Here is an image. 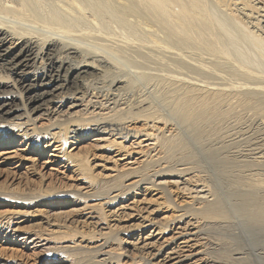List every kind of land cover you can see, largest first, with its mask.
Wrapping results in <instances>:
<instances>
[{
    "label": "bare ground",
    "instance_id": "obj_1",
    "mask_svg": "<svg viewBox=\"0 0 264 264\" xmlns=\"http://www.w3.org/2000/svg\"><path fill=\"white\" fill-rule=\"evenodd\" d=\"M167 1L0 0V175L4 172L0 205L16 207L10 215L1 212L0 234L50 254L62 252L70 264H215L207 254L201 228H216L218 218L229 216L225 200L213 192V196L203 195L204 189H198L202 195L197 194L189 187L190 176L181 188L182 179L171 176L177 171L187 176L190 168L186 166L177 171L161 168L155 180L146 179L148 174L141 169L150 163L158 165L165 157L161 152L154 157L148 154L156 142L168 150L177 148L181 154L191 146L178 130L167 132L159 127L160 121L167 123L169 117L193 126L206 123V129L201 124V131L208 137H221L225 116L236 106L264 103V76L244 70L228 54L220 60L222 51L229 49H222L225 45H220L222 55L216 57L223 34L219 24L215 26L216 40L213 31L218 19L205 0H172L196 9L201 16L175 10ZM216 1L222 5L226 0ZM225 3L231 22L237 24L240 16L233 7L236 10L241 4L229 8ZM159 27L163 37L154 32ZM245 32L264 52V37ZM203 34L210 36V44ZM195 43L205 46L212 58L187 54L183 48ZM233 77L240 81H232ZM73 82L76 87L68 91ZM80 85L87 91L79 94ZM222 103L226 108L214 115ZM95 135L97 139L87 141ZM90 142L92 148L101 149L102 163H96L99 160L92 158L88 147L80 148L81 143ZM21 144L26 145L18 150L16 145ZM45 149L51 152L41 158ZM54 162L61 163L55 172L48 167ZM45 168L58 180L45 181ZM23 173L32 186H40L28 197H23L20 187ZM164 173L172 174L171 180ZM15 175L18 180L10 179ZM247 186L264 190V178H255ZM147 190L148 194L156 192L147 197ZM167 191L170 194L159 201ZM156 193L159 197L153 198ZM248 196H244L246 201L253 195ZM77 200L75 206H82L64 210ZM45 205L53 216H43ZM21 207L29 208L30 214H42L38 222L27 228L13 218ZM263 207L252 210L254 219L264 221ZM0 264L17 263L0 260Z\"/></svg>",
    "mask_w": 264,
    "mask_h": 264
},
{
    "label": "rangeland",
    "instance_id": "obj_2",
    "mask_svg": "<svg viewBox=\"0 0 264 264\" xmlns=\"http://www.w3.org/2000/svg\"><path fill=\"white\" fill-rule=\"evenodd\" d=\"M205 1L207 3V7H208L209 12L213 16H215V18L218 19V20L216 19L217 22H215L214 21L215 18L213 17V21L215 23L214 27L218 26V24H219V28L221 27V30L220 29L219 30L221 32L220 31H218V32H220L223 35H220V33H218V34L221 37L224 36L221 38L217 35L219 37L218 43L221 40H222V42H220V44L217 43V45H216V47L218 49V50H216V53H217L216 57H217V55L220 56L219 54H221L219 51V48L221 46L225 45L222 47V49L224 47L229 48V49L225 53H224L225 50L222 51L223 59L220 56V60L224 61L225 60L224 56L226 57V55L228 54V57L230 56L229 60H232L234 63L239 64L244 70L252 71L253 73H257V74L264 76V52H263V50L260 52V50H261L260 45L257 46L258 49L260 48V50L257 49L256 43L251 38H249L248 35L246 36V32H245V31H248V32L252 31L255 34L260 35L261 37H264V9H263L264 8V5H263L264 0H245V2H244V0H230V1L226 0L225 2H228L227 5L229 4L228 7L229 6L233 7V6H236L237 4H238L237 6H240V4H241V6L238 7V9H236V10H235L236 7H233V10L237 14H239V16H240V19H237L239 21V22L237 21V24L234 22H231L232 19H230L231 17L229 16L230 15L229 9L224 8L226 6L223 7L225 2L222 3V5H220L216 0H205ZM167 3H170L172 5L173 9L184 11V12L189 13L191 15H192V13H194L193 15H197L199 13L196 9H192L191 7L188 8L186 6H181L172 0H168ZM253 3L255 4V6ZM244 5H246V7ZM261 5H263V7ZM250 6H252V8H250ZM258 6H260L261 8ZM226 9H227V11H226ZM251 9H252V12H251ZM257 9H258V11H257ZM241 11H243V12H241ZM261 11L263 14L261 13ZM247 14H252V15L248 16ZM199 15L201 16V12L199 13ZM257 16H259V17H257ZM247 18H248V20H247ZM256 18H258V19H256ZM216 23H217V25H216ZM152 24L153 23H151V25ZM238 24H240L239 28H238ZM256 25H258V26H256ZM242 26H243L244 30L242 29ZM154 27H156V26L154 25L152 28L155 29ZM214 29H215V31H213V32H214V35H215L216 40H217V36H216L217 31L216 30H218V28L215 27ZM245 29H247V30H245ZM158 30H154V32H156L157 34H159L163 37L164 33L162 34L163 31L161 30L160 27ZM203 35H205L204 41L207 40V38L210 39V40H207V42H206L208 44V42L211 41V38H209L210 36L208 34L207 35L209 37L208 36L206 37V34H203ZM226 38H228V39H226ZM225 40H226V42L228 41L227 44H226V42L224 43ZM247 42H249V43H247ZM252 43L255 45V47L253 46ZM209 44H210V42H209ZM190 46L191 47H189L187 45L183 49L186 50L187 54H190L192 56L202 55V56L210 58L213 55L212 53L210 54V51H208V49L203 45L202 46L205 48H203L200 44L196 45V43H195V45L191 44ZM222 49H220V50H222ZM187 50H189V51H187ZM256 50H258V51H256ZM207 52H209V53H207ZM228 57H226V58H228ZM154 60L155 59H152V61H150L151 63H153V65L155 64ZM147 62H149V60ZM149 63H148V65H149ZM150 65L152 66V64H150ZM125 68L127 69L126 65H125V67L123 66V69H125ZM126 69H125V71H126ZM122 78L123 77H119L118 80H121ZM235 80L240 81L239 77L237 79H236V77H233L232 81H235ZM118 82H120V81H118ZM76 85H77L76 82L71 83L69 85L68 91H72L76 87ZM119 85H120V83L117 84V86H119ZM121 87H123V86L121 85ZM85 89H86L85 86L80 85L78 87L77 91L79 94L80 93L82 94L85 91H87ZM121 90L122 89H120V92L124 91L123 93L128 91L127 89L123 90V91H121ZM68 91H67V93H68ZM258 104H260V105H258ZM224 105H225V103H222L219 106H217L218 109L216 108L214 115H216L218 113V111L224 110L226 108ZM262 105H264V103H262V104L257 103L256 105H253L252 107L248 106L249 108L246 105L236 106L235 109L232 111V113L230 112L229 114H226V116H225V119H224L225 121L223 123L224 127L222 129V130H225V132H223L221 134V137H219L220 135H218V137L217 136L216 137H214V136L208 137L204 131H201L203 128H205L207 126L206 123H204L205 125H203L201 123L202 124V129H201L200 123L197 124V122H194V126H193V124H191L193 122H190L191 125H188V123H185L186 120H184L185 121L184 122L183 120L180 121V119L174 120V118L169 119V117H168L166 119L168 124L166 122L162 123L160 121L158 126L159 127L162 126V128H164V130L167 132H168V129H169V132H171L172 129H173V131L178 130L177 132H179V133H181V135H183V139L186 138L185 142L187 141V145L189 144V146L190 145L191 146L190 147L188 146L189 148H187L185 151H183L184 154L183 153L181 154L177 148H175V149L172 148L173 150L172 149L168 150L165 147L162 148V146L158 145L156 141H155L156 143L154 142L155 146L152 147V149L150 148L151 151H149V153L147 152V148L144 147L145 151L153 157L157 156V155L159 156L160 152H161L162 156H165L162 158V160L160 162H158L159 166L157 165V163L156 164L150 163L149 165H146L143 169H141L142 174H143V172L145 173V175L148 174V177H146V179L155 180L156 177L159 176V174H162V171H160L161 168L164 169L166 167L165 170H163V171H167V170L177 171L176 170L177 168H180L182 166H186L187 168H190V173H188L187 176L186 175L184 176L181 173V171L173 172V176H171L172 174H166V173H164V174H166V177L169 176V177H167L168 180H171V179H169L170 176L171 177H180L183 181V183L180 185L181 188H183L184 184H185L184 178H189L188 176L193 177L192 178L193 182L190 183L189 187L194 189L197 192V194H201V193H199L198 189L199 190L204 189L205 192L202 193L203 195L211 194L210 196H213L212 195V192H213L216 195L220 194L219 195L220 199L225 200V201H222V203H223L225 209L226 210L228 209L227 211L229 213V216H228L229 218L228 217L227 218L226 217L218 218V221H219V222H217L218 224L215 223L216 228H214L212 225H211V227H210V225H208L207 228H201L202 234L200 236H203L202 237L203 241L206 238L205 241L207 242V245L209 248L208 249L209 253H207V254H209V255L211 254L210 256H211L212 260H213V258H214V260H216L215 264H217V263L218 264H222V263L223 264H264V221L259 220V219L257 220V219L253 218V213H254L253 211L254 210H260V208L264 206V201H262V200H264V198L261 199L262 193H263L262 191H264V190L258 189V188H257L258 190H256V188L253 186H247L251 182V180H254L255 178H262V179L264 178V162L263 161L261 163L258 162V160H264L263 159L264 158V113H263L264 106H262ZM259 107L261 108V110ZM239 108H241V109H239ZM256 108H259V109H256ZM231 114H233V115H231ZM228 115L231 118V120H230V118H227ZM240 115H241V117L239 118ZM233 118L235 119V121H233L234 120ZM234 122H235V124H234ZM226 123H227V127H226ZM236 123H237V125H236ZM181 124L183 125V127ZM229 124H231V125H229ZM196 125L199 126V130H196V129H198V127ZM233 125H234V127H233ZM185 126H187V127H185ZM203 126H205V127H203ZM200 132H202V133L204 132V133L201 134ZM184 134L186 137L184 136ZM223 134H225L224 137H223ZM201 136H203V137H201ZM204 136H206L208 139L205 138ZM140 138L146 139V138H144V136H141ZM199 138L200 139L203 138V139L200 140ZM86 139H87V141H89V140L93 141V139H97V136L95 135V136H92L91 139L90 138H86ZM197 140L198 141L200 140V141L197 142ZM148 142L149 141H144L145 144ZM25 145L26 144H21V146L16 145V147L18 148V150H21L25 147ZM91 146H93V145H91V142L89 145H84L83 143L80 144V148L88 147V149H90V152L92 153L91 155H92L93 159L99 160L101 158V152H102L101 149L96 148V147L92 148ZM50 149H48V150L45 149V153L42 155L41 158H46L47 153L51 152ZM165 150H168V151H165ZM155 151H156V153H155ZM164 151H165V153H164ZM18 152L21 154H24L22 151H18ZM146 152L142 151V153L147 155ZM169 152H171V154H169ZM188 154H190V155H188ZM191 155H192V157L193 156L194 157L192 158ZM30 156H31V153H30ZM53 158L54 157L50 156L51 160ZM96 163H102V161L99 160ZM177 164H179V165H177ZM59 165H61V163L54 162V164H50V165H48V167L50 169H52L51 171L55 172V168H57ZM154 168H156V169H154ZM146 170H148V171H146ZM42 172H45V174H46V176L44 178L45 181H48L51 179L52 180L51 183H54V181L58 180V179H55V176L57 177V175H55L54 173L49 174V171L47 168L43 169ZM3 173L4 172H2V176L0 175L1 177H3ZM31 174H32V172L28 173V175H31ZM154 174H156L157 176ZM199 174H200V176H199ZM18 176L19 175L11 176L10 179H13L16 181V180H18ZM131 176H133V175H131ZM131 176H129V177H131ZM166 177H165V179H166ZM20 178H21L20 180H22L20 187L24 188L23 190H21L23 192V197H28V194L31 190H33L36 187H40V186H32V184H30L29 180L26 179V173H23V176ZM75 179H77V178H72L73 181H75ZM190 181H191V179H190ZM24 184H26L28 188L25 189ZM191 185H197V186H195L196 188H193ZM208 188L210 190L208 192H206L207 191L206 189H208ZM232 188H234V190ZM235 189H237V190H235ZM173 190L176 191L175 188ZM247 191H248V193H246ZM137 192L139 194L141 191L137 190ZM148 192H149V190H147L146 196L150 197L156 191H154V192L152 191L149 194H148ZM192 192H194V191L192 190ZM196 192H194L193 195H195ZM168 193H169V191L165 192V194L163 193V196H161V194H160L161 199H159V201L165 200L166 199L165 197H167L166 195ZM241 193H244V194L246 193L245 195H247V196L249 194L251 195V193H252V195H253L251 197L252 199L250 198V195H249L248 197L250 199L249 200L247 199V201H246L244 198L245 195L242 196ZM158 194L159 193H156L152 197L153 198L154 197L156 198L157 196L159 197ZM173 197L174 196L170 195L171 200H174ZM54 201H56V200H54ZM58 201H60V200H58ZM255 201H256V204L258 205V207L254 204ZM91 202H92V200H89V203H91ZM194 202H195V200H194ZM23 203H26V202H23ZM77 203H79L78 200H77V202L75 201V202H71V203L67 204V205H69V207H67L64 210L66 211L68 209H75V208H79L80 206H82L81 204H78L77 206H75ZM23 206H25V205H23ZM12 208L13 207L11 205H8V204L7 205H0V214L3 211L4 213L2 212V214H4V215L9 214L10 215L11 211H13V209H16V207L13 209ZM43 208H45V209H43V211L45 212L43 214V216H47V215L53 216L51 214L52 211H50L51 208H47L46 205ZM257 208H259V209H257ZM6 210H7V212H6ZM28 210H30V209L29 208L27 209L26 207L25 208L21 207V209H19V211L14 212L11 216H13V218H18L16 220L23 221L24 226L28 228L29 226L37 223L38 222L37 218L41 217L40 215H42V214H39V215L30 214L29 212H27ZM186 212L188 213L187 216L192 215L191 217L195 218L194 214H192L189 211H186ZM64 215H66V214L65 213L61 214L59 216L58 220L63 218ZM224 224H226V225L224 226ZM217 227H219V228H217ZM225 227H226V229H225ZM224 229H225V231H224ZM236 232H237V235H236ZM209 240L212 242L213 245L211 244V242H209ZM61 244L62 243H58L57 246H59ZM216 246L219 248H217ZM235 253H237V254H235ZM60 254L59 253L50 254V253H48V250H46L42 247H37V246H34L33 244H22L21 242L20 243L15 242L6 236H3V234H0V260H2V261L10 260L12 262H16L17 264H70L69 258L62 257L65 255L62 252H60ZM209 259H210V257H209Z\"/></svg>",
    "mask_w": 264,
    "mask_h": 264
}]
</instances>
